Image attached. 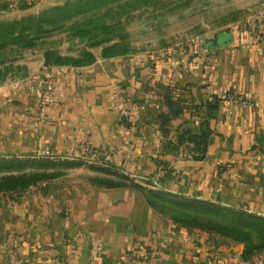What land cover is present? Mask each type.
<instances>
[{
    "label": "crops",
    "instance_id": "0c3cea01",
    "mask_svg": "<svg viewBox=\"0 0 264 264\" xmlns=\"http://www.w3.org/2000/svg\"><path fill=\"white\" fill-rule=\"evenodd\" d=\"M5 9L0 21L22 14ZM205 40L128 45L81 67L0 61V157L44 158L26 171L51 174L0 191V264H264V249L244 258L245 242L170 209L188 197L264 218V37ZM224 88L263 106L209 100ZM85 144L112 167L86 163Z\"/></svg>",
    "mask_w": 264,
    "mask_h": 264
},
{
    "label": "rangeland",
    "instance_id": "374dc122",
    "mask_svg": "<svg viewBox=\"0 0 264 264\" xmlns=\"http://www.w3.org/2000/svg\"><path fill=\"white\" fill-rule=\"evenodd\" d=\"M1 7L22 14L0 22L25 20L14 26L16 41L4 38L18 49L0 51V61L33 56L67 68L92 64L114 44L187 47L264 20V0H0Z\"/></svg>",
    "mask_w": 264,
    "mask_h": 264
},
{
    "label": "trees",
    "instance_id": "16d2710c",
    "mask_svg": "<svg viewBox=\"0 0 264 264\" xmlns=\"http://www.w3.org/2000/svg\"><path fill=\"white\" fill-rule=\"evenodd\" d=\"M29 18L33 19L32 17ZM24 20L25 18L19 22H0V47L4 46L6 36H12V40L16 41L14 26L19 23L23 25ZM21 38L24 41L22 36H20ZM127 46L128 44H114L109 49L106 48L104 55H117L125 51ZM199 137L204 139V134ZM45 160L44 158L33 160L19 157H0V169L9 171V173L0 176V191L24 190L30 185L50 177L51 174L45 171H26V168L30 166L40 168L41 165L48 164ZM15 169H19V171L15 173ZM181 199L183 206L177 205L170 208L177 218L204 230L218 232L235 241L245 242L244 258L264 249V218L210 201L188 197H181Z\"/></svg>",
    "mask_w": 264,
    "mask_h": 264
},
{
    "label": "built area",
    "instance_id": "2783aa9c",
    "mask_svg": "<svg viewBox=\"0 0 264 264\" xmlns=\"http://www.w3.org/2000/svg\"><path fill=\"white\" fill-rule=\"evenodd\" d=\"M242 30H248L256 37H264V20L254 23H248L247 25H242L240 27ZM46 91L48 94V102H52L55 99V86L54 81L49 79L46 83ZM116 101L120 110V115L123 119L136 120L138 118V113L133 112L128 106V97L122 94L120 91L115 93ZM211 102L224 101L228 105H241L245 107L258 108L263 106L261 102L248 95L236 93L235 91L224 88L219 93L209 97ZM231 110V109H229ZM82 157L84 161L88 164L106 166L111 168V153L110 151L103 150L100 148H94L89 144H85L82 148ZM228 166V165H227Z\"/></svg>",
    "mask_w": 264,
    "mask_h": 264
},
{
    "label": "water",
    "instance_id": "95a60500",
    "mask_svg": "<svg viewBox=\"0 0 264 264\" xmlns=\"http://www.w3.org/2000/svg\"><path fill=\"white\" fill-rule=\"evenodd\" d=\"M205 41L207 44L215 46L228 45L232 41V30L227 28L222 32L216 33L213 39H206Z\"/></svg>",
    "mask_w": 264,
    "mask_h": 264
}]
</instances>
